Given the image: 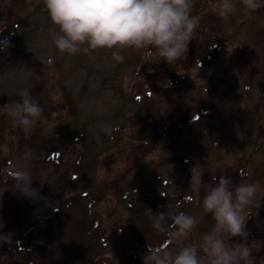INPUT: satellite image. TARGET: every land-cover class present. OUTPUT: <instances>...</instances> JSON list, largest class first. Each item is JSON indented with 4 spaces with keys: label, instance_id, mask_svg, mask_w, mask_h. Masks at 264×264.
I'll return each instance as SVG.
<instances>
[{
    "label": "rangeland",
    "instance_id": "obj_1",
    "mask_svg": "<svg viewBox=\"0 0 264 264\" xmlns=\"http://www.w3.org/2000/svg\"><path fill=\"white\" fill-rule=\"evenodd\" d=\"M216 2L195 0L193 15L202 17L198 38L189 43L186 59L170 65L172 72L163 71L161 76L163 61L145 63L135 51L131 55L124 52L123 63L114 61L106 50L72 57L60 53L53 43L54 26L43 0H0V40L12 42L7 58L0 55V164L6 161L8 167L15 168L23 161L21 167L30 171L32 188L42 197L32 199L18 194L14 187L8 192L0 187V235L8 236L0 243V264L23 261L15 245L16 235L36 219L38 212L44 210L49 215L56 203L52 196L55 187L46 177H60L65 162L80 150L84 152L82 170L86 174L73 184H63L64 193L56 196L61 199L59 203L62 205L63 198L69 200L82 188L94 190L101 182H109L106 195L94 205L107 239L102 251L109 259L86 257L77 247L67 245L68 253L80 257L82 264H127L123 252L133 248L136 253L141 251L136 233L126 223L134 210L129 213L125 195L130 194L127 200L132 198L139 206L140 198L133 191L152 189L168 198L181 197L183 212L199 220L185 243L198 244L215 223L201 205L213 175L218 178L227 174L234 186L242 175L244 182H259L264 190V7L250 16L237 12L224 21L216 15ZM223 33L227 38L221 49L210 48L216 61L193 66L196 57L191 53H203L210 40L218 41L216 37ZM168 81L171 86L166 87ZM25 89L43 109L42 119L29 133L14 126L3 107L20 101ZM200 96L210 103L211 113L208 118L189 119L201 106L196 100ZM251 115L261 118L257 133L262 138L255 142L258 149L252 152L254 160L247 156L238 163L241 141L237 135L233 141L227 134L236 133L240 117ZM150 129L153 131L147 133ZM24 136H30L31 144L23 142ZM47 137L54 143L60 138V154L44 162L39 159L45 155ZM184 156L188 163H182ZM194 165L204 168L205 185L199 193L190 185ZM260 197H264V191L258 193ZM249 211L252 216L246 223L247 243L260 242H253V264H264V200L258 209ZM119 224L122 230H118ZM60 233L64 235H58L59 241L67 240V233ZM233 240L239 242L241 238H232L230 243ZM161 241L157 239L154 244ZM31 247L33 264L50 252V247H42V243ZM59 247L55 256L48 253L51 261L65 253L59 252Z\"/></svg>",
    "mask_w": 264,
    "mask_h": 264
},
{
    "label": "clouds",
    "instance_id": "obj_2",
    "mask_svg": "<svg viewBox=\"0 0 264 264\" xmlns=\"http://www.w3.org/2000/svg\"><path fill=\"white\" fill-rule=\"evenodd\" d=\"M43 4L54 26V46L60 53L72 57L106 50L117 63L124 62L126 51L129 55L133 51L140 53L145 63L164 61L172 65L186 59L188 45L198 38L202 19L193 15L195 0H43ZM261 7L264 0H217L215 4L216 15L224 21L237 12L250 16ZM0 43L9 46L7 38ZM169 86L171 81L167 82L166 87ZM20 96V101L3 107L13 125L29 133L42 119L43 109L28 89ZM2 147L7 154V145ZM203 175L202 166L191 168L190 185L197 193L205 185ZM244 179L240 175V182L234 186L227 174L218 178L213 175L206 184L201 205L215 223L198 244L185 243L199 224L195 215H169L167 211L152 214L148 209L153 228L165 233L178 247L147 244L143 264H253V242H260L247 243L246 223L252 216L249 210L261 206L264 197L258 199V193L264 190L259 182L246 183ZM10 180L23 196L42 199L39 190L32 188L31 173L26 168H13ZM235 237L241 240L230 243ZM6 238L0 235V243Z\"/></svg>",
    "mask_w": 264,
    "mask_h": 264
},
{
    "label": "trees",
    "instance_id": "obj_3",
    "mask_svg": "<svg viewBox=\"0 0 264 264\" xmlns=\"http://www.w3.org/2000/svg\"><path fill=\"white\" fill-rule=\"evenodd\" d=\"M227 34H218V36L216 37L218 41H215L214 38L211 39L208 45L205 46L203 53H197L194 50L191 53V56H195L196 58L194 62H192V65L198 67L201 65H205L208 62L213 63L214 61H216L217 57L210 51V48L211 50L221 49L220 44L225 43ZM8 41L9 46H11V40ZM0 50V55L7 58V45L2 43V45H0ZM163 63L165 64L162 65V68L160 69L161 76H164L163 71H168L169 73L172 72L170 65H168L164 61ZM206 90L210 94V89L206 88ZM196 100L199 104H201V106L200 108L196 109L191 115H189V119H197L200 117L208 118L209 113H211L210 103L203 102L202 96H200L199 98L196 97ZM246 100H250V98H247ZM256 103L257 102H255V104ZM260 123L261 118L251 115L238 121V126L235 128V134H227V137H230L231 140L234 141L235 137L238 136L239 140L241 141V146L239 147L240 152H238L241 160H245L247 156H252V152L258 149L255 145V142L258 140V137L260 140L262 138V136L258 135L257 133V126H259ZM152 131L153 130L150 129V131L146 132L151 133ZM231 131H233L232 128ZM29 137L24 136L23 139V142H26L28 145L31 144L32 141V139H30ZM221 138L222 140H224V137ZM53 140L54 139L52 137L45 138L43 149L46 151L42 153L45 155L39 160L45 162L46 159H53L55 155L60 154V149L57 147L60 144V138H56V143H54ZM83 159L84 152L80 150L73 159L65 162L64 172L62 175H60V177H46V179H49L48 181H51L52 184H54L55 192H53L52 196L56 203L50 208L51 211L49 215L44 210L38 212L35 215L36 219L30 220L27 225L22 228L21 231H19V233L16 235L15 245L17 247V251L20 252L23 256V261L16 260V264H33L32 253H34V251L31 246L33 244L38 245V243H42V247L49 246L50 252H54V256L56 253V248L59 246L60 247L58 251H65V253L59 255V259L51 261V256L48 254L50 252H47L40 258V261L37 264H82V261L78 260L81 259L80 257H73V254L68 253V251L65 249L67 245H73L77 247L80 252H82L86 257L93 256L98 260H101L100 258L104 256V259L108 261V256H105V252L102 251L103 247L107 245V239L102 234L104 230V227L102 226V219L99 215L97 207H94V205L96 206L97 202L103 199L104 195H106L105 190L108 191L109 186L107 187V184H109V182H101L94 190H89V188H82L78 192H74V195H71L69 197V200L63 198V201H61L63 202L62 205L59 203L61 199L56 197L57 195L60 196L64 193L63 190L65 185L73 184L81 174H86V171L82 170ZM182 161V163H188V159L185 156ZM30 162L31 161H29V164ZM22 164H24L23 161L20 165L17 164L16 167L24 168L21 167ZM12 170L13 168L6 165V161L0 164V187H5L6 192H8L9 188L13 187L14 184V182L10 180ZM55 179H58V181L55 182ZM83 180L85 181L84 178ZM63 184L65 185L63 186ZM79 185L82 187L84 186V184ZM17 192L18 194L22 195L19 191ZM135 193L136 198H140V201L138 203L139 206H136L132 198L131 201L127 200V197L130 194L128 196L125 195V203L130 208L129 213L134 210V213L132 215L130 213L129 216H127L126 223L128 225V229L136 233L135 237L139 239L138 242H140L139 248L141 249V251L136 253V250L133 248L131 250L127 249L128 251L126 253L123 252L121 256L125 255L126 261L128 262L127 264H131V259L132 264H140L142 262V256L146 252L147 244L151 246H159L163 243H171L165 233H160L157 230L153 231L155 229L152 226V221L150 219V213L148 209L151 210L152 214L167 211L169 215L183 212L184 210L181 197L168 198L164 193L152 189H139L137 191H133L132 194ZM88 204H93V206H90ZM122 229V225L119 224L118 230ZM60 231H65L67 233V240H64L62 242L59 241L58 235H64L63 233H60ZM142 238H147L148 240L144 242L143 240H141ZM157 239H162V241L159 244H154L155 240ZM28 240H31V242L35 243H31V245L29 243H25Z\"/></svg>",
    "mask_w": 264,
    "mask_h": 264
}]
</instances>
